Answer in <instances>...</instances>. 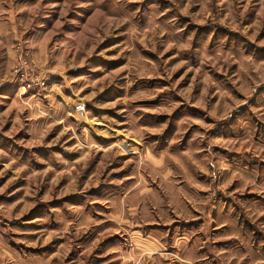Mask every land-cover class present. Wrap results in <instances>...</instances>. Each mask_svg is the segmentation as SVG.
Returning <instances> with one entry per match:
<instances>
[{
  "label": "rangeland",
  "instance_id": "1",
  "mask_svg": "<svg viewBox=\"0 0 264 264\" xmlns=\"http://www.w3.org/2000/svg\"><path fill=\"white\" fill-rule=\"evenodd\" d=\"M0 264H264V0H0Z\"/></svg>",
  "mask_w": 264,
  "mask_h": 264
},
{
  "label": "built area",
  "instance_id": "2",
  "mask_svg": "<svg viewBox=\"0 0 264 264\" xmlns=\"http://www.w3.org/2000/svg\"><path fill=\"white\" fill-rule=\"evenodd\" d=\"M76 110L81 113V114H84L85 113V106L84 105H81V104H78L76 106Z\"/></svg>",
  "mask_w": 264,
  "mask_h": 264
}]
</instances>
